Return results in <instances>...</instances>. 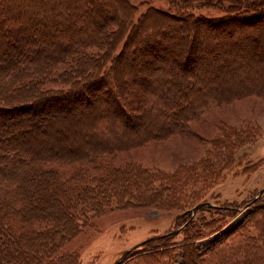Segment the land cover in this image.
<instances>
[{
  "label": "trees",
  "instance_id": "obj_1",
  "mask_svg": "<svg viewBox=\"0 0 264 264\" xmlns=\"http://www.w3.org/2000/svg\"><path fill=\"white\" fill-rule=\"evenodd\" d=\"M111 1L115 6L111 19L86 21L69 13L76 5L77 12L89 15L87 6L96 2L110 6ZM195 1L203 0H186L187 11L181 13L173 7L150 9L136 24L135 8L126 0H0V43L9 53L0 54V144L10 138L4 132L13 136L21 129L14 124L7 129L13 117L34 118L41 134L50 132L52 123L49 130L44 125L50 126L51 117L63 118L69 131L60 140L64 143L76 131L88 133L73 145L57 144L50 132L46 147L14 144L12 150L0 149V228L21 233L5 241L0 264H52L63 257L64 243L99 217L112 200L118 207L128 205L124 198L160 205L177 190L156 183L162 178L174 180L179 190L190 178L185 169L160 178L157 171L126 165L108 167L100 179H85L81 168L94 166L106 155L185 134L187 123L211 104L248 96L264 99V0H250L248 6L228 0L236 11L226 10L215 19L188 12ZM137 29L142 39L135 42L131 36ZM56 82L58 88L44 86ZM131 97L139 101H130ZM99 99L110 102V109L93 103ZM70 122L76 123L70 126ZM94 127L97 132L91 134ZM245 135L246 131H231L215 138V150L208 153L214 165L205 162L191 181L211 180L218 176L216 167H229L236 144L243 143ZM221 148L222 152L217 150ZM206 210L237 211L195 202L182 210L173 230L136 248L154 251L175 243ZM252 223V230L240 228L210 248L207 261L200 258L195 231L187 244H181L180 261L174 264H257L259 251L264 264V217ZM152 242L156 244L151 246ZM229 248L232 253L224 256Z\"/></svg>",
  "mask_w": 264,
  "mask_h": 264
},
{
  "label": "rangeland",
  "instance_id": "obj_2",
  "mask_svg": "<svg viewBox=\"0 0 264 264\" xmlns=\"http://www.w3.org/2000/svg\"><path fill=\"white\" fill-rule=\"evenodd\" d=\"M64 1L68 2V0ZM126 1L135 8L132 19L136 24L142 14L150 9L167 11L170 7H173L180 13L187 11L185 9L186 0ZM239 1L244 6L250 4V0ZM109 4L110 6H106L96 2L87 6V9L90 10L89 15H85L84 11L77 12L78 6L74 5L69 13L78 15V18H84L86 21L99 22L102 19L112 18L115 6L112 1ZM192 6L194 8L188 12H192L195 16L210 19L224 16L226 10L236 11L235 6H229L228 0L195 1ZM67 7L68 5L65 9ZM13 21L7 19L6 22L15 23V19ZM27 22L28 20L24 24H27ZM127 32L131 31L128 30ZM137 35L131 36V39L133 41L141 40L142 36L138 33V29ZM2 46L3 44L0 45V54L4 53ZM250 46H253V44H250ZM233 47L230 46L232 49ZM4 54L8 55L9 53ZM44 86L46 88H58L59 82L45 84ZM129 99L133 102L139 101L138 97ZM140 99L142 100V98ZM93 103L102 107L106 106L108 110L111 107L110 102L102 99L96 102L93 101ZM90 107L92 105L88 108ZM24 118L26 120L13 117L8 121L7 129L12 124L18 125L17 127L21 129L19 132H14L13 136H10L11 133L9 132H4L10 138L5 139L8 143L3 142L2 145L0 144V149L3 152L14 149V144H24L28 148H36L37 145L46 147L50 142L46 139L50 132L54 134V136H50L60 142L57 144H63L64 141L60 140H64L68 136V126L63 122V118L51 117L49 119L52 120L49 122L50 126L44 125V128L49 130L52 123L50 132L46 134L39 132L40 126L38 127L34 118H27L26 116ZM71 118L74 121L77 120L76 115ZM45 123L48 122H42L40 125ZM74 123L76 122H70V126ZM186 127L188 131L185 134H173L163 140L148 142L147 145L119 151L111 156L106 155L101 157L99 163L94 166L80 169L81 176L85 179H100L106 174L108 167L122 168L126 165L157 171L158 173L155 175L160 178L166 176V174L176 176L179 173L177 171L185 169L190 172V178L184 183L187 185L179 190L173 183L174 180L164 182L162 178V181L156 183L155 186L157 187L161 186L163 188L164 185V189L177 190L167 198L168 201L162 202L160 205L146 206L124 198V200L130 202L126 201L125 204L128 205L118 207L114 205L115 200H112L111 206L105 209L99 217L90 220L88 226L82 227L76 236L64 243L60 250V253L64 254L63 257L61 255L56 260L53 259L52 264H115L118 261V264H174V261H180L179 255L181 253L179 250L181 244H187L186 242L194 237L193 233L195 231L199 233L194 238L198 240L197 249L203 254L200 258L207 261L210 248H217L221 242L226 241L233 232L240 228L249 227L252 230L254 228L253 219L257 222L263 220L264 191L263 194L261 193L260 199L256 200L254 204H251V202L261 195L259 194L261 190H264V99L248 96L219 106L211 104L206 111L197 113L196 119L189 121ZM54 128H58V131H53ZM11 131L13 132V129ZM231 131L237 133L246 131L247 135H245L243 143L236 144L237 149L233 152L229 167H216L218 176L211 180L196 179L192 182L193 172L199 173L205 162H211L214 165L213 156L208 155V153H213L215 150L213 148L214 139L220 137L223 132ZM95 132H97L96 128L91 134H95ZM74 133L71 136L72 140L64 144L73 145L80 139L85 140L88 136V133L78 134L77 131ZM217 150L222 152V148ZM175 180H181L182 182L181 178ZM140 193H142V190ZM140 197L142 202V195ZM201 201L214 204L217 207H236L237 211L231 214V212L226 211L216 213L206 210L185 233L184 237L179 235L178 239L173 241L175 243L154 251H142V247L136 248L144 240L154 235L167 234L173 230L180 221L182 210L195 202ZM20 234L16 231L8 232L5 227L0 228V251L6 247L5 241H8L11 237L19 238ZM180 240H182V243H177ZM153 244H156V242H152L151 246ZM129 252V256L127 255L128 257L121 263L124 254ZM231 253L230 248L226 249L224 256ZM259 255L262 257L261 251L257 253V264H262ZM238 258L244 259L240 256Z\"/></svg>",
  "mask_w": 264,
  "mask_h": 264
},
{
  "label": "water",
  "instance_id": "obj_3",
  "mask_svg": "<svg viewBox=\"0 0 264 264\" xmlns=\"http://www.w3.org/2000/svg\"><path fill=\"white\" fill-rule=\"evenodd\" d=\"M263 191H264V190H261V191L259 192V194H261ZM207 205H211V204H210V203H207ZM118 263H119V261L116 262L115 264H118Z\"/></svg>",
  "mask_w": 264,
  "mask_h": 264
},
{
  "label": "bare ground",
  "instance_id": "obj_4",
  "mask_svg": "<svg viewBox=\"0 0 264 264\" xmlns=\"http://www.w3.org/2000/svg\"><path fill=\"white\" fill-rule=\"evenodd\" d=\"M147 145V144H146Z\"/></svg>",
  "mask_w": 264,
  "mask_h": 264
}]
</instances>
